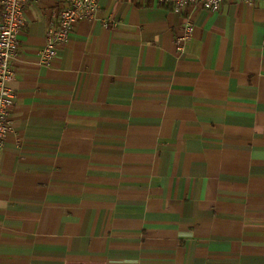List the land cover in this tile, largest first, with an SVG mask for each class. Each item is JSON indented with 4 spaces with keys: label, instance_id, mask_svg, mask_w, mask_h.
<instances>
[{
    "label": "crops",
    "instance_id": "crops-1",
    "mask_svg": "<svg viewBox=\"0 0 264 264\" xmlns=\"http://www.w3.org/2000/svg\"><path fill=\"white\" fill-rule=\"evenodd\" d=\"M66 6L26 4L0 264H264V0H100L44 64Z\"/></svg>",
    "mask_w": 264,
    "mask_h": 264
},
{
    "label": "built area",
    "instance_id": "built-area-1",
    "mask_svg": "<svg viewBox=\"0 0 264 264\" xmlns=\"http://www.w3.org/2000/svg\"><path fill=\"white\" fill-rule=\"evenodd\" d=\"M143 3L156 1L170 6L176 13L183 14L190 5L201 6L210 12L220 10L225 0H141ZM252 3L254 0H242ZM28 0H0V152L4 147L11 126L9 111L15 103V93L10 87L14 77L13 59L19 46V34L25 26V8ZM100 0H67V6L48 29L46 43L40 51L41 61L49 64L56 57L58 46L67 42L75 24L96 15ZM194 30L186 27L185 33L177 39L181 50Z\"/></svg>",
    "mask_w": 264,
    "mask_h": 264
}]
</instances>
